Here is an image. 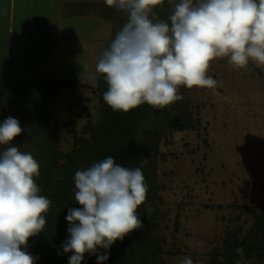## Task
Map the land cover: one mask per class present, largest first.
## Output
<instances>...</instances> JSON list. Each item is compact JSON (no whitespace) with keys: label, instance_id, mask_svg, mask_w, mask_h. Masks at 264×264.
<instances>
[{"label":"clouds","instance_id":"1","mask_svg":"<svg viewBox=\"0 0 264 264\" xmlns=\"http://www.w3.org/2000/svg\"><path fill=\"white\" fill-rule=\"evenodd\" d=\"M163 2L104 0L128 19L87 80L95 87L97 76L104 77L108 90L103 101L114 112L127 113L143 104L162 109L184 98L180 87H216L217 81L207 75L216 59L227 58L236 69L250 62L264 67V0H168L170 23L150 18ZM21 132L19 121L7 117L0 123V146L10 145ZM39 168L30 153L15 145L0 152V264H36L38 257L26 248L45 226L51 204L34 179ZM74 186L81 207L69 208L65 217L70 238L62 248L73 253L68 264H81L85 253L105 264L114 242L143 226L137 214L148 192L143 173L109 156L76 171ZM236 252L242 255L243 249ZM183 264L193 261L186 256Z\"/></svg>","mask_w":264,"mask_h":264},{"label":"rangeland","instance_id":"2","mask_svg":"<svg viewBox=\"0 0 264 264\" xmlns=\"http://www.w3.org/2000/svg\"><path fill=\"white\" fill-rule=\"evenodd\" d=\"M6 11L0 15V80L70 77L83 83L95 72L109 37L108 19L80 16L58 23L55 16L51 32L35 25L25 40L17 23L7 21ZM207 75L217 81L216 87L188 89L198 105L197 129L174 133L170 144L159 145L165 155L156 161L157 181L165 186L159 210L166 215L159 234L163 249L170 252L163 255L164 264H183L186 256L193 264H206L226 229L240 227L243 232L252 223L240 205L260 212L264 204V67L250 62L236 69L220 58L211 62ZM96 98L87 88L60 93L57 134L63 152L73 143L63 124L72 121L76 136L81 135L86 119H94Z\"/></svg>","mask_w":264,"mask_h":264},{"label":"trees","instance_id":"3","mask_svg":"<svg viewBox=\"0 0 264 264\" xmlns=\"http://www.w3.org/2000/svg\"><path fill=\"white\" fill-rule=\"evenodd\" d=\"M172 11L168 0H164L150 18L155 16L170 23L168 17ZM63 13L97 16L110 21L109 37L102 53L128 19L126 13L108 8L104 2L70 4L63 8ZM96 85L91 87L87 79L79 83L70 77L0 80V123L9 116L19 121L22 132L11 144L38 161L40 174L34 179L40 187V195L51 201L44 214L45 226L40 234L29 238L26 250L38 257L36 264H68L73 253H65L62 248L70 238L65 217L69 208L81 207L74 198L75 173L111 156L121 166L140 168L148 192L145 202L137 209L142 228L114 242L105 264H164L163 255L170 252L163 249L164 237L159 234L166 216L159 210L160 192L165 188L157 181L156 161L158 158L165 160L159 145L170 144L169 138L174 133L197 129L200 124L198 105L192 103L189 90L180 87L179 94L184 98L162 109L143 104L127 113L114 112L103 101V94L108 90L103 76H97ZM82 88L97 95L94 119H86L79 136L74 132L72 121L63 124L69 127L73 137L71 148L63 152L57 134L60 93ZM11 144L0 146V152ZM220 208V205L215 206L216 210ZM239 208L251 215L252 223L243 232L240 227L226 229L220 245L210 250L206 264H264V204L260 212L251 205ZM174 223L176 225V219ZM237 248L243 249L242 255L236 252ZM97 253L102 254L104 250L97 249ZM81 264H97V258L85 253Z\"/></svg>","mask_w":264,"mask_h":264},{"label":"crops","instance_id":"4","mask_svg":"<svg viewBox=\"0 0 264 264\" xmlns=\"http://www.w3.org/2000/svg\"><path fill=\"white\" fill-rule=\"evenodd\" d=\"M78 2L99 3V2H104V0H0V15H3L5 9H7L5 13L7 14V21L17 23L16 24V26L18 27L17 31L20 34H22L23 39L26 40L28 36L31 34L28 28H30L32 31L35 25L37 26V30H38V26H42L44 27L47 33L51 32L53 29L52 21H53V17L55 16H57L58 18L57 21L58 23H63L64 21H70L73 20V18H82L78 15L63 13V8L65 6ZM53 6L55 8H52ZM51 9H54L55 13H52ZM9 28H11V26H9ZM54 29L56 30V27H54ZM60 33L61 32L58 31L57 38H60L61 36ZM57 34L55 36H57ZM41 38L45 40V42L43 43L46 44L45 47L47 48V40L45 39V37H41Z\"/></svg>","mask_w":264,"mask_h":264}]
</instances>
